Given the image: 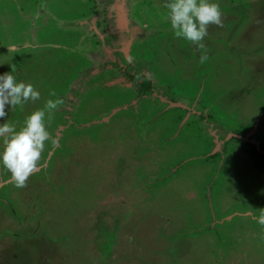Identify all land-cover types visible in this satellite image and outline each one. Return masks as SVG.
Returning <instances> with one entry per match:
<instances>
[{
    "label": "rangeland",
    "instance_id": "374dc122",
    "mask_svg": "<svg viewBox=\"0 0 264 264\" xmlns=\"http://www.w3.org/2000/svg\"><path fill=\"white\" fill-rule=\"evenodd\" d=\"M217 3L198 48L161 0H0L40 92L5 120L59 101L24 186L0 166V264H264V0Z\"/></svg>",
    "mask_w": 264,
    "mask_h": 264
},
{
    "label": "clouds",
    "instance_id": "9594fccd",
    "mask_svg": "<svg viewBox=\"0 0 264 264\" xmlns=\"http://www.w3.org/2000/svg\"><path fill=\"white\" fill-rule=\"evenodd\" d=\"M161 3L174 34L198 48L202 47L200 42L207 34L208 25L221 24L217 0H161ZM7 51L14 52L15 45H9ZM204 59L205 56L200 57L201 61ZM39 96L40 92L31 83L16 78L12 65L7 71L0 72V166L8 171L16 187H23L29 174L37 167L44 142L56 143L45 126V114L46 111H54L59 101L46 100L43 108L28 113L19 127L5 120L6 112L9 107L36 100ZM253 219L264 225V207Z\"/></svg>",
    "mask_w": 264,
    "mask_h": 264
},
{
    "label": "trees",
    "instance_id": "16d2710c",
    "mask_svg": "<svg viewBox=\"0 0 264 264\" xmlns=\"http://www.w3.org/2000/svg\"><path fill=\"white\" fill-rule=\"evenodd\" d=\"M143 82L145 84H144V87L141 88L142 89V92H141L142 94L145 93V91L151 90V87H152L149 80L146 82L145 77L143 79ZM246 143L249 146V147H247L246 152L252 158L254 163L256 165H258V166L259 165L260 166H264V148L262 146H260V145H259V147H255V145L250 143V142H246Z\"/></svg>",
    "mask_w": 264,
    "mask_h": 264
}]
</instances>
